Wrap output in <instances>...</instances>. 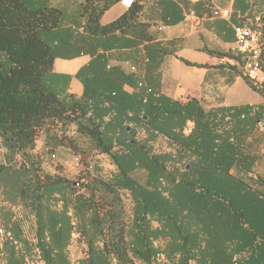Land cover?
Segmentation results:
<instances>
[{
  "label": "trees",
  "instance_id": "1",
  "mask_svg": "<svg viewBox=\"0 0 264 264\" xmlns=\"http://www.w3.org/2000/svg\"><path fill=\"white\" fill-rule=\"evenodd\" d=\"M121 1L81 0L82 31L128 34L136 1L101 23ZM70 17L51 0H0V264H71L75 235L85 247L77 264H264V103L206 110L193 97L173 100L128 61V73L108 67L104 52L73 76L82 95L69 94L70 76L53 62L66 52ZM237 73L264 98V83ZM40 133L81 158L107 157L114 171L43 172L29 155Z\"/></svg>",
  "mask_w": 264,
  "mask_h": 264
},
{
  "label": "crops",
  "instance_id": "2",
  "mask_svg": "<svg viewBox=\"0 0 264 264\" xmlns=\"http://www.w3.org/2000/svg\"><path fill=\"white\" fill-rule=\"evenodd\" d=\"M80 1L51 0L62 6L67 16H73L66 26V52L53 62L55 74L70 76L69 94L82 95L83 87L73 76L97 52H104L108 67L120 66L128 73L130 69L123 60L128 61L136 68V78L153 92L173 100L193 97L206 110L264 103L261 96L248 104L228 94L243 81L237 73L241 69L239 58L231 51L233 26L247 23L251 15L264 16V0H134L142 9L128 34L102 38H91L82 31L83 22L76 16ZM127 9L121 2L114 5L104 13L101 23L115 20ZM215 10H227L230 17H213ZM175 61L193 68L192 72L176 74Z\"/></svg>",
  "mask_w": 264,
  "mask_h": 264
},
{
  "label": "rangeland",
  "instance_id": "3",
  "mask_svg": "<svg viewBox=\"0 0 264 264\" xmlns=\"http://www.w3.org/2000/svg\"><path fill=\"white\" fill-rule=\"evenodd\" d=\"M36 5L41 7L42 3L37 2ZM175 62L177 70H174L176 71V74L184 75V72H192L193 68L185 67V65L178 61ZM228 94L233 96L235 100H239L248 104H252L260 100L259 95L250 89L244 83V81H238L236 85L230 91H228ZM69 136L75 138V143L80 149H88V143L78 139L74 135L72 129L68 133V137ZM4 153V149L0 142V161L3 160ZM29 155L31 157V161L39 164L43 172L51 173L57 167H64L66 172L65 176L69 180H82L87 178L92 173V168L99 169L104 175H110L114 171V167L107 157L93 153L81 158L79 156V150H73L70 148L66 140H64L63 145H58L53 140L48 138L46 139L45 135L42 133L38 135L33 149L29 151ZM15 164L16 166H20V159L16 158ZM144 176L145 174L140 171L133 174V177H135L140 182L144 181ZM2 202L3 201L0 199V207L3 206ZM129 204L130 203L125 200V207L127 211H129ZM18 215L21 216V212H17V216ZM23 227L26 231H28L30 228L29 222L26 224L24 223ZM84 250L85 247L80 244V242L76 241L75 235L72 245L69 248L71 264H77L78 260L84 256Z\"/></svg>",
  "mask_w": 264,
  "mask_h": 264
},
{
  "label": "built area",
  "instance_id": "4",
  "mask_svg": "<svg viewBox=\"0 0 264 264\" xmlns=\"http://www.w3.org/2000/svg\"><path fill=\"white\" fill-rule=\"evenodd\" d=\"M133 1L122 0L121 4L130 7ZM212 16L228 19L230 14L227 10H215ZM233 35L231 51L243 61L242 75L253 87L261 88L264 83V17L254 16L247 23L233 26Z\"/></svg>",
  "mask_w": 264,
  "mask_h": 264
},
{
  "label": "water",
  "instance_id": "5",
  "mask_svg": "<svg viewBox=\"0 0 264 264\" xmlns=\"http://www.w3.org/2000/svg\"><path fill=\"white\" fill-rule=\"evenodd\" d=\"M131 143H132V141H131Z\"/></svg>",
  "mask_w": 264,
  "mask_h": 264
}]
</instances>
